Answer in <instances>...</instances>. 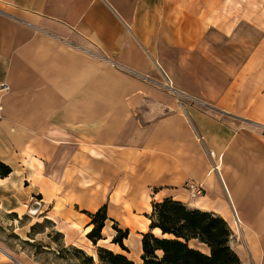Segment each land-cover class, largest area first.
<instances>
[{"label":"crops","instance_id":"1","mask_svg":"<svg viewBox=\"0 0 264 264\" xmlns=\"http://www.w3.org/2000/svg\"><path fill=\"white\" fill-rule=\"evenodd\" d=\"M204 6L0 0L1 214L85 229L106 205L97 245L129 230V251L105 248L141 264L144 233L173 237L150 218L172 199L223 217L242 264H264V30L243 37ZM0 264L18 263L0 248Z\"/></svg>","mask_w":264,"mask_h":264},{"label":"rangeland","instance_id":"2","mask_svg":"<svg viewBox=\"0 0 264 264\" xmlns=\"http://www.w3.org/2000/svg\"><path fill=\"white\" fill-rule=\"evenodd\" d=\"M204 3L205 14L210 19L220 17L228 30L234 28L243 37L250 36L251 32L260 34L264 30V0H204ZM33 157L30 160L40 173L41 166ZM29 210L31 217L23 216L19 219L20 222L0 213V248L3 251L22 264H76L84 261L83 254L77 250L81 249L87 255H95V263L101 264L98 258L99 246L88 240L89 231L86 232L87 227L84 229L85 220L63 217L45 208L42 212L37 209ZM86 221L91 220L86 218ZM90 226L92 229L93 225ZM104 234L108 240L100 242V245L110 247L117 230L111 227ZM71 240L76 243H71Z\"/></svg>","mask_w":264,"mask_h":264},{"label":"trees","instance_id":"3","mask_svg":"<svg viewBox=\"0 0 264 264\" xmlns=\"http://www.w3.org/2000/svg\"><path fill=\"white\" fill-rule=\"evenodd\" d=\"M11 172L12 168L0 160V176H8ZM84 212L91 217L89 224H93L87 237L96 245L103 238L102 231L108 219L107 206L101 207L95 213ZM150 218L152 228L158 227L164 234L169 233L173 237L161 238L152 232L144 233L141 264H242L230 244L233 235L230 225L216 213L192 209L181 202L166 199L154 204ZM114 228L117 235L112 242L129 251L124 245L129 230L119 229L116 225ZM192 239L206 244L210 252L205 253L192 247L189 243ZM77 250L83 254L84 261L76 264H96L94 256L87 255L81 249ZM98 258L101 264H137L127 255L115 253L102 246L98 247Z\"/></svg>","mask_w":264,"mask_h":264},{"label":"built area","instance_id":"4","mask_svg":"<svg viewBox=\"0 0 264 264\" xmlns=\"http://www.w3.org/2000/svg\"><path fill=\"white\" fill-rule=\"evenodd\" d=\"M6 88H8L7 85H2L0 90H4ZM3 112H4V106H3V103L0 101V120L3 117ZM190 189H192L193 195L200 194L202 192V188L200 186L190 185ZM236 223H237V225H239L238 224L239 223L238 217L236 219Z\"/></svg>","mask_w":264,"mask_h":264},{"label":"water","instance_id":"5","mask_svg":"<svg viewBox=\"0 0 264 264\" xmlns=\"http://www.w3.org/2000/svg\"><path fill=\"white\" fill-rule=\"evenodd\" d=\"M14 262L21 264L15 257L11 256L9 253H7L6 251H4Z\"/></svg>","mask_w":264,"mask_h":264},{"label":"bare ground","instance_id":"6","mask_svg":"<svg viewBox=\"0 0 264 264\" xmlns=\"http://www.w3.org/2000/svg\"><path fill=\"white\" fill-rule=\"evenodd\" d=\"M32 213H34V214H35L36 212H33V211H32ZM90 230H91V228H90V226H88V227L86 228V232H88V231H90ZM122 253H123V252H122ZM94 257L96 258V256H95V255H94Z\"/></svg>","mask_w":264,"mask_h":264}]
</instances>
